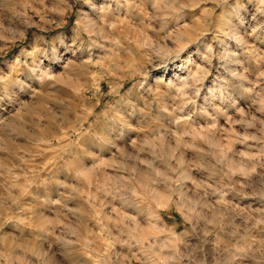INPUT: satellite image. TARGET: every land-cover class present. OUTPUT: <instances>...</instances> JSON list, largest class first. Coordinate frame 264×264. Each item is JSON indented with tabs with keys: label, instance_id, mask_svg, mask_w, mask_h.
Here are the masks:
<instances>
[{
	"label": "rangeland",
	"instance_id": "obj_1",
	"mask_svg": "<svg viewBox=\"0 0 264 264\" xmlns=\"http://www.w3.org/2000/svg\"><path fill=\"white\" fill-rule=\"evenodd\" d=\"M0 264H264V0H0Z\"/></svg>",
	"mask_w": 264,
	"mask_h": 264
}]
</instances>
